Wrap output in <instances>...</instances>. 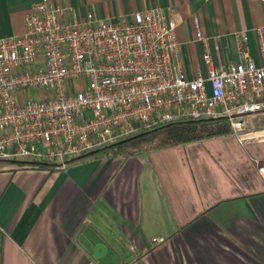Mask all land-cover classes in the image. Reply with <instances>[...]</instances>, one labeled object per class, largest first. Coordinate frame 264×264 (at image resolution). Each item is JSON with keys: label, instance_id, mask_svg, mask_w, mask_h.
I'll use <instances>...</instances> for the list:
<instances>
[{"label": "crops", "instance_id": "1", "mask_svg": "<svg viewBox=\"0 0 264 264\" xmlns=\"http://www.w3.org/2000/svg\"><path fill=\"white\" fill-rule=\"evenodd\" d=\"M38 1L0 0V39L24 34ZM51 1L72 8L71 19L108 21L150 8L176 15L191 79L207 76L198 29L216 65L238 64L245 52L259 63L264 0ZM253 123L244 143L231 133L118 150L131 140L64 169L0 161V264H264V125ZM214 146L218 154L208 155ZM172 150L192 159L158 168ZM98 244L107 248L101 259L93 255Z\"/></svg>", "mask_w": 264, "mask_h": 264}, {"label": "built area", "instance_id": "2", "mask_svg": "<svg viewBox=\"0 0 264 264\" xmlns=\"http://www.w3.org/2000/svg\"><path fill=\"white\" fill-rule=\"evenodd\" d=\"M40 0L25 32L0 39V161L75 160L183 121H225L244 143L264 115V27L259 63L216 65L198 29L207 76L188 78L179 21L161 8L98 20ZM163 240H155V243ZM89 264H98L91 260Z\"/></svg>", "mask_w": 264, "mask_h": 264}, {"label": "trees", "instance_id": "3", "mask_svg": "<svg viewBox=\"0 0 264 264\" xmlns=\"http://www.w3.org/2000/svg\"><path fill=\"white\" fill-rule=\"evenodd\" d=\"M229 125L222 120L211 122L183 121L173 123L156 131L145 134L140 138L118 147L120 152L130 149V152L144 150L143 143L153 141L156 136L162 137V143L155 148L175 147L199 142L204 139L231 134ZM151 148V147H147Z\"/></svg>", "mask_w": 264, "mask_h": 264}, {"label": "rangeland", "instance_id": "4", "mask_svg": "<svg viewBox=\"0 0 264 264\" xmlns=\"http://www.w3.org/2000/svg\"><path fill=\"white\" fill-rule=\"evenodd\" d=\"M250 122H254L257 126H260V125L263 126L264 125V115L257 116L254 119H251ZM162 139H163L162 137L156 136V138L153 141L145 142V143H143V145L141 147H151V149H155V150L160 149V148H155V147H157V145L162 143L161 142ZM216 151H217V148L214 146L213 149L211 150V153H209L208 155L218 154L219 151L218 152H216ZM171 154H173V156L170 155V157H169V155H167L164 162L161 163L158 168H173V167H176L177 165H179L181 162L187 161V159H189V158L192 159L190 154L181 155V154H178L177 150H172ZM219 154H221V152Z\"/></svg>", "mask_w": 264, "mask_h": 264}, {"label": "water", "instance_id": "5", "mask_svg": "<svg viewBox=\"0 0 264 264\" xmlns=\"http://www.w3.org/2000/svg\"><path fill=\"white\" fill-rule=\"evenodd\" d=\"M144 135L145 134H142L140 136H137L135 138H132V139L124 141V142H129V141L134 140L136 138H140V137H142ZM124 142H122V143H124ZM122 143H120V144H122ZM106 251H107V248L103 244L96 245L95 248H94V252H93L94 258L95 259H101L105 255Z\"/></svg>", "mask_w": 264, "mask_h": 264}]
</instances>
